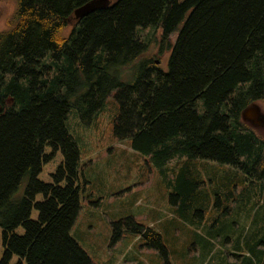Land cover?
Returning a JSON list of instances; mask_svg holds the SVG:
<instances>
[{"label":"trees","instance_id":"obj_1","mask_svg":"<svg viewBox=\"0 0 264 264\" xmlns=\"http://www.w3.org/2000/svg\"><path fill=\"white\" fill-rule=\"evenodd\" d=\"M89 1L18 0L0 33V264L13 256L17 264H94L71 236L85 189L66 121L72 109L91 121L114 90L116 137L158 167L186 157L264 180V141L243 119L248 107L264 102V0H111L71 24ZM149 27H162L167 38L178 32L166 74L137 35ZM47 145L64 157L53 183L38 179L54 155L45 154ZM184 175L179 198L195 205L197 184ZM24 179L25 195L15 200ZM113 225L114 242L126 226L167 255L161 236L133 218ZM20 226L22 236L15 233Z\"/></svg>","mask_w":264,"mask_h":264},{"label":"rangeland","instance_id":"obj_2","mask_svg":"<svg viewBox=\"0 0 264 264\" xmlns=\"http://www.w3.org/2000/svg\"><path fill=\"white\" fill-rule=\"evenodd\" d=\"M17 9L18 0H0V33L7 30V20L14 19ZM137 35L146 45L147 55L159 59V69L166 74L178 32L167 38L163 37L162 27H149L138 28ZM131 76L125 71L123 82L131 81ZM116 94L114 90L91 121L84 120L76 109L70 111L66 121L80 150L79 176L85 189L71 231L73 239L94 264H248V258L257 256L258 242H264L263 235H258V220L264 215V195L259 186L264 180L217 162L198 159L186 163V157H175L158 167L153 156L136 152L130 141L116 137L114 125L120 114ZM254 105L260 107L264 119V102ZM198 109L202 112V102H198ZM248 124L264 141V124ZM53 153L38 175L41 182L53 183L52 176L63 163L62 152H54L47 145L45 154ZM203 163L206 165L201 166ZM183 169L202 183L199 190L196 188L201 200L195 205L187 206V200L179 198V174ZM27 184L28 179H24L15 200L24 197ZM36 201H43V196L38 195ZM38 218L34 208L31 219ZM127 218L159 234L167 255L149 248L145 238L126 226L123 238L114 242L113 224ZM15 233L22 236L23 227ZM4 254L0 226V259ZM18 261L13 256L11 264Z\"/></svg>","mask_w":264,"mask_h":264},{"label":"water","instance_id":"obj_3","mask_svg":"<svg viewBox=\"0 0 264 264\" xmlns=\"http://www.w3.org/2000/svg\"><path fill=\"white\" fill-rule=\"evenodd\" d=\"M112 4L111 0H91L84 5L77 8L70 20V23L80 21L83 18L89 16L100 10H104L110 7ZM243 119L246 122H251L255 127H261L264 124V119L262 117V112L259 106L251 105L243 112Z\"/></svg>","mask_w":264,"mask_h":264},{"label":"crops","instance_id":"obj_4","mask_svg":"<svg viewBox=\"0 0 264 264\" xmlns=\"http://www.w3.org/2000/svg\"><path fill=\"white\" fill-rule=\"evenodd\" d=\"M204 165H206V164H201V166H204ZM209 166H213V165H210L209 164ZM191 173V172H190ZM182 174H185L184 172H182L181 174H179V178L182 176ZM185 176V178L186 177H189V178H191V180H193L194 181V183L195 184H197L196 185V188L199 190V185L200 184H202V183H199V181L198 180H195L193 177H192V175H184ZM247 178V177H246ZM247 180H245V182H246ZM214 182V180H212V183ZM251 182H253V181H251ZM205 187H207L206 185H205ZM259 189H261V195L263 194L264 195V185L262 186V183L260 184V186H259ZM231 193V192H230ZM220 205L221 206H224L225 205V203H224V201H221L220 202ZM123 235H124V233H123ZM123 235H122V238H123ZM258 235H263L262 236V239H263V241H264V215H263V217H262V219H260V220H258ZM139 239V238H138ZM137 239V240H138ZM136 240V239H135ZM256 247L257 248H255V252H256V254H257V256L255 257V258H252V257H250V258H248V264H264V242H258V246L256 245ZM123 259L125 260L126 259V257H124L123 256Z\"/></svg>","mask_w":264,"mask_h":264}]
</instances>
